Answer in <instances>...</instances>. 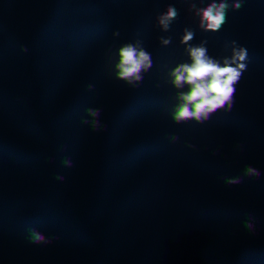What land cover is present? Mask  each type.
Returning <instances> with one entry per match:
<instances>
[{"label": "trees", "instance_id": "obj_1", "mask_svg": "<svg viewBox=\"0 0 264 264\" xmlns=\"http://www.w3.org/2000/svg\"><path fill=\"white\" fill-rule=\"evenodd\" d=\"M43 1L2 0L0 79L16 85L2 87L14 107L6 129L24 145L0 136V184L7 190H0V237L41 250H70L83 240L81 223L70 216L49 207L37 217L26 214L47 191L51 150L41 113L68 87L76 89L69 104L45 117L81 135L101 136V161L116 169L132 202L121 217L128 232L153 235L164 227L163 184L171 178H191L193 197L222 174L230 153L262 154L257 130L264 101L256 96L255 74L264 69V0H55L26 46L24 32L32 24L27 13ZM222 5L231 77L216 128L192 129L185 124V95L215 65L225 41L190 15H212ZM249 34L255 48L241 55ZM174 148L182 161L176 170ZM148 172L162 183L144 178ZM257 247L247 244L228 263L212 264H233L237 255L246 259L242 264H264V244Z\"/></svg>", "mask_w": 264, "mask_h": 264}, {"label": "rangeland", "instance_id": "obj_2", "mask_svg": "<svg viewBox=\"0 0 264 264\" xmlns=\"http://www.w3.org/2000/svg\"><path fill=\"white\" fill-rule=\"evenodd\" d=\"M54 2L44 0L39 8L27 13L32 24L24 32L26 46ZM1 7L2 0L0 11ZM190 17L198 23L211 25L225 41L215 65L209 67L199 85L185 95L190 108L185 124L192 129L202 126L214 129L217 126L215 113L220 109L231 77L224 58L225 48L230 45L227 7L219 6L212 15L191 14ZM253 48L255 44L249 34L243 39L241 55ZM255 77L258 81L256 96L264 101V69ZM41 80L46 82L50 77ZM2 87L15 88L16 85L10 78L0 79V136L22 146V141L7 132L6 116L14 107L3 95ZM75 93L73 86L68 87L49 106L48 113H41V124L49 136L52 152L47 171V194L54 201L51 211L81 223L83 240L70 250L56 245L41 250L0 237V264H97L102 258L109 264H142L147 250L159 258V264H212L216 259L228 263L245 245L253 244L258 248L264 244V151L255 158L230 153L223 159L226 165L222 174L202 192L196 191L193 197L189 195L195 187L191 178H171L163 184L165 224L159 232L150 235L114 228L104 217L105 212L112 205L125 211L132 202L125 193L114 191L115 184H119V174L101 161V136L81 135L74 126L51 122L45 117L59 115ZM257 132L259 138H264V119ZM170 154L176 170L182 165L177 148ZM55 170L57 175L53 177ZM67 177L70 178L68 182ZM143 177H152L162 183V177L155 172ZM0 190L7 192L2 184ZM45 207L42 203L32 205L26 214L37 217ZM243 261L246 259L237 255L232 263L242 264Z\"/></svg>", "mask_w": 264, "mask_h": 264}, {"label": "built area", "instance_id": "obj_3", "mask_svg": "<svg viewBox=\"0 0 264 264\" xmlns=\"http://www.w3.org/2000/svg\"><path fill=\"white\" fill-rule=\"evenodd\" d=\"M56 175H57V173H56V170H55L53 177H55ZM69 180H70V178L67 177L66 178V181L68 182ZM241 188L244 189L245 186L242 184L241 185ZM114 191H116L117 194H123V193H125V190L122 188V186L120 184H115ZM41 203H42L43 206L49 207L51 209L54 206V201H53L52 197H50L47 194V191L44 193L43 201ZM123 213H124V211H122L121 208L114 207V205H112L105 212L104 217H106V218H108L110 220V223H111V225L114 228H116V229L120 228L121 230L126 231V230H124L122 228V225H121V217H122ZM203 258H205V256ZM159 263H160L159 258L156 257L151 251L147 250L146 255H145L144 259H143L142 264H159ZM97 264H109V263L105 259L102 258L101 260H99V262H97Z\"/></svg>", "mask_w": 264, "mask_h": 264}]
</instances>
